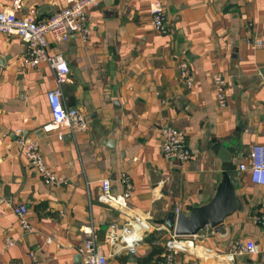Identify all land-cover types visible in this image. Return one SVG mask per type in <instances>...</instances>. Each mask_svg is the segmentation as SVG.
Wrapping results in <instances>:
<instances>
[{"label": "crops", "instance_id": "crops-1", "mask_svg": "<svg viewBox=\"0 0 264 264\" xmlns=\"http://www.w3.org/2000/svg\"><path fill=\"white\" fill-rule=\"evenodd\" d=\"M73 0H0V9L32 11L50 18ZM165 10L168 33L152 26V7ZM90 35L68 41L49 39L69 67L63 83L66 102L86 117L88 129L61 140L45 125L52 115L47 100L57 86L54 71L22 61L25 45L0 33V264H28L40 249L42 264H85L78 248L93 236L109 264L140 263L154 245L165 249L171 212L189 215L206 205L223 179L217 144L234 149L233 161L249 162L250 147L264 143V0H102L89 18ZM185 61L194 80L183 81ZM227 81V105L215 96L212 75ZM169 123L186 131L192 157L182 163L163 155L160 128ZM18 129L38 139L41 152L64 183L48 185L30 168L16 143ZM133 190L122 210L97 200L101 180L116 193L121 173ZM239 208L225 219L226 237L205 227L187 237L179 264H260V254L234 252L237 240L264 241L254 215L264 208V185L237 170ZM27 205L32 230H25L14 206ZM139 215L151 227L135 251L110 243L111 224ZM165 225V228H163ZM161 227V228H160ZM14 244L7 247V239ZM161 258V257H160ZM159 258V259H160Z\"/></svg>", "mask_w": 264, "mask_h": 264}, {"label": "built area", "instance_id": "built-area-1", "mask_svg": "<svg viewBox=\"0 0 264 264\" xmlns=\"http://www.w3.org/2000/svg\"><path fill=\"white\" fill-rule=\"evenodd\" d=\"M101 2L102 0H73L68 6L43 21L35 19L34 11L19 15L14 8L0 9V33L16 35L23 41L25 54L22 61L24 64L35 68L41 63H46L54 71L57 86L47 92L52 118L44 127L48 131H55L61 140L67 134L75 138L78 131L88 129V123L83 113L77 107L69 105L65 100L63 83L67 80L69 67L60 52H50L48 37L51 36L55 41H68L72 34H78L82 39H87L90 35V12L93 8L98 7ZM152 26L163 34L169 31L166 12L159 3L152 7ZM249 42L256 47H261L264 44L258 36H254ZM179 66L183 81L188 87H192L194 80L188 63L182 61ZM212 81L216 100L220 106H226L228 102L226 78L221 72H215L212 75ZM160 133L162 152L166 158L177 159L182 163L191 159L192 152L186 131L166 123L161 126ZM16 134V143L26 157L30 168L38 173L46 184L53 185L66 181L47 164L38 139L27 138L23 129H18ZM237 170L241 173L248 172L253 184L264 185V143L252 144L249 151V162L240 163ZM120 182L123 185V190L116 193L112 188L111 180L107 177L103 178L97 200L120 210L126 208L128 199L132 195L133 184L126 172L121 173ZM14 212L18 216L21 226L27 231L32 230L28 220L29 209L27 205L24 203L15 205ZM177 213H180V207L176 208ZM253 219L257 225L264 228V208L260 209ZM110 228L112 232L110 243L121 241L123 247L129 248L132 252L135 251L138 244L139 233L151 229L139 215H133L120 225L112 223ZM163 228L167 229L165 225ZM169 231L162 257L155 264H179L178 253L183 252L189 245L188 236L176 235L174 231ZM213 233V231L210 232V234ZM14 243L11 238L6 241L7 247ZM233 250L240 254H260V264H264V241L258 243L252 239L237 240ZM78 251L83 256L85 264H109L108 256L92 235L84 240ZM29 255L30 262L28 264H42L39 248L30 250Z\"/></svg>", "mask_w": 264, "mask_h": 264}, {"label": "water", "instance_id": "water-1", "mask_svg": "<svg viewBox=\"0 0 264 264\" xmlns=\"http://www.w3.org/2000/svg\"><path fill=\"white\" fill-rule=\"evenodd\" d=\"M215 152L222 159L223 179L214 198L206 205L195 208L189 215L171 212L166 225L176 235L192 236L205 227H210L218 237H226L229 227L225 222L227 216L239 208L236 193L238 185L237 164L233 161L234 149L217 144Z\"/></svg>", "mask_w": 264, "mask_h": 264}, {"label": "trees", "instance_id": "trees-1", "mask_svg": "<svg viewBox=\"0 0 264 264\" xmlns=\"http://www.w3.org/2000/svg\"><path fill=\"white\" fill-rule=\"evenodd\" d=\"M163 252H164V249L162 247H158L157 245H154V247L152 248L148 256L140 259V263L149 262L154 257L155 259H157L155 262H157L159 258L162 257Z\"/></svg>", "mask_w": 264, "mask_h": 264}, {"label": "rangeland", "instance_id": "rangeland-1", "mask_svg": "<svg viewBox=\"0 0 264 264\" xmlns=\"http://www.w3.org/2000/svg\"><path fill=\"white\" fill-rule=\"evenodd\" d=\"M167 238H168V236H167ZM167 238H166V240H167ZM166 240H165V241H166Z\"/></svg>", "mask_w": 264, "mask_h": 264}]
</instances>
